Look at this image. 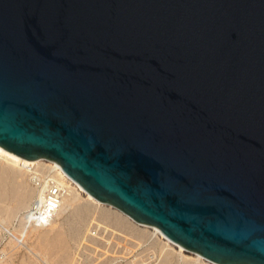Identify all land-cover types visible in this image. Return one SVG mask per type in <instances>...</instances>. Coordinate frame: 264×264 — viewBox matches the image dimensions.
<instances>
[{
  "label": "water",
  "instance_id": "1",
  "mask_svg": "<svg viewBox=\"0 0 264 264\" xmlns=\"http://www.w3.org/2000/svg\"><path fill=\"white\" fill-rule=\"evenodd\" d=\"M0 145L264 264V0H0Z\"/></svg>",
  "mask_w": 264,
  "mask_h": 264
},
{
  "label": "bare ground",
  "instance_id": "2",
  "mask_svg": "<svg viewBox=\"0 0 264 264\" xmlns=\"http://www.w3.org/2000/svg\"><path fill=\"white\" fill-rule=\"evenodd\" d=\"M48 161H51V163L42 158H24L0 145V232L4 229L8 230L14 218L19 213L21 214L22 211H25L20 215L19 227H14L20 234V236H17L18 240L20 239V243L16 241L6 242L5 247L0 251L3 255L8 253L6 250L7 246H13L11 250L13 256L17 253L19 254L22 246H27V249L33 252V248L30 246L33 241L35 242L34 246L39 249L35 255L45 257L47 264H53L55 261L58 264H73L72 242L83 234L82 229L93 219L119 225L122 233L125 234V241H128V244H132L131 242H136V240L139 242L144 241L148 232L146 234L145 230L130 229L126 217L124 218L123 215L114 216L111 211L101 208L100 206L104 202L92 196L78 182H76L77 186L72 187L68 194L58 202V207L55 209L53 218L48 225H37L30 222L33 207L45 192L44 185L37 184L35 177L42 175L38 177L42 180L45 176H51L59 181H63V176L68 177L62 170L57 169L53 165V160ZM30 175H32L33 184L30 183ZM83 193L88 198L84 199ZM97 234L98 232L95 230L90 234L86 246H94V244L99 242ZM159 235L169 243L177 245L180 251L175 252L169 244L162 243L163 241H160ZM148 236L152 240L151 244L153 246H160L161 254L166 256L165 260L177 255L179 261H186V264H207L203 262L205 257L200 253L194 260L187 259L184 254L185 248L168 238L157 226L155 227V232ZM100 239L101 242L104 240ZM106 240L104 241L106 242ZM0 264L11 263L9 261L6 262L5 258L3 259L0 256ZM35 264L38 263L35 262Z\"/></svg>",
  "mask_w": 264,
  "mask_h": 264
},
{
  "label": "rangeland",
  "instance_id": "3",
  "mask_svg": "<svg viewBox=\"0 0 264 264\" xmlns=\"http://www.w3.org/2000/svg\"><path fill=\"white\" fill-rule=\"evenodd\" d=\"M30 183L33 184L32 175H30ZM83 198L86 199L88 198V196L83 193ZM100 207L111 211L112 213H114V216L123 215L124 218L126 217L130 229H139L141 231L145 230L146 234L147 232L148 234L146 238H144V241H130L133 245L128 244V241H125V234L122 233L121 227H119V225L117 226L112 222L104 223L100 222L99 220L93 219L88 223L86 227L84 226V228L82 229L83 234L81 233L82 235H79L76 241L72 242V254L74 258L73 264H186V261H179L177 255L172 256L169 260H165L166 256L161 254L160 246H153L151 244L152 240L148 238V235L155 232L156 226L136 222L128 217L124 212L122 213L121 210L110 204L103 203ZM24 212L25 211H22L21 214H23ZM21 214L19 213L14 218L8 230L4 229L0 232V251L9 241H16L20 243V239L18 240L17 238V236H20V234L14 229V227H19ZM94 230L98 232L97 236L99 242L97 244H94V246H86L90 234H92ZM159 237L160 241H163L162 243L169 244L175 250V252L180 251L177 245L169 243L160 235ZM100 238L104 240L107 239L106 242L102 240L104 245L102 244ZM34 244L35 242L32 241V245H30L33 248V252H30V250L27 249V246H22L20 248L19 254L17 253L13 256L11 252L13 246H7L6 250L8 251V253L4 254V256L0 252V256L3 259L5 258V261H9L11 264H35V262H37L38 264H47L45 257L35 255L37 253V250L39 249L34 246ZM184 254L189 260L196 259L198 255V253L188 251L186 249L184 251ZM203 262L207 264H216L206 260L205 258L203 259ZM53 264H58V262L55 261Z\"/></svg>",
  "mask_w": 264,
  "mask_h": 264
},
{
  "label": "built area",
  "instance_id": "4",
  "mask_svg": "<svg viewBox=\"0 0 264 264\" xmlns=\"http://www.w3.org/2000/svg\"><path fill=\"white\" fill-rule=\"evenodd\" d=\"M45 161L51 163V161L46 159ZM53 165H55L57 169L64 172L61 165L57 161H54ZM39 176L41 177L42 175ZM39 176L35 177L36 182L37 184L44 185L45 192L42 198L34 205L29 221L37 225L46 226L51 222L55 209L58 207V202L68 194L72 187L77 186V183L68 175V177L63 176V181H59L51 176H45L42 180H40L38 178Z\"/></svg>",
  "mask_w": 264,
  "mask_h": 264
}]
</instances>
